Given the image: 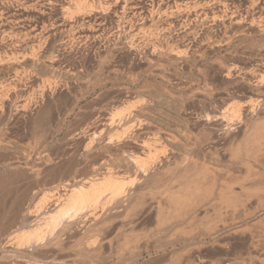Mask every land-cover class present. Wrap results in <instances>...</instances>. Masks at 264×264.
I'll use <instances>...</instances> for the list:
<instances>
[{"label": "rangeland", "instance_id": "obj_1", "mask_svg": "<svg viewBox=\"0 0 264 264\" xmlns=\"http://www.w3.org/2000/svg\"><path fill=\"white\" fill-rule=\"evenodd\" d=\"M166 1L0 0V264H264V0ZM136 3L160 10L139 31ZM110 171L129 200L199 180L210 195L159 228L152 184L144 206L98 209L102 231L82 215L55 254L46 241L18 252V209L52 210L68 182ZM124 238L136 242L121 258Z\"/></svg>", "mask_w": 264, "mask_h": 264}, {"label": "bare ground", "instance_id": "obj_2", "mask_svg": "<svg viewBox=\"0 0 264 264\" xmlns=\"http://www.w3.org/2000/svg\"><path fill=\"white\" fill-rule=\"evenodd\" d=\"M29 1V0H28ZM113 0H110V1H108L107 0V2H112ZM119 0H116V2H118ZM123 2L125 1V0H122ZM127 1V0H126ZM166 0H159V2H158V4H162V3H164ZM254 2V0H251V2ZM258 1V0H257ZM257 1H255V2H257ZM114 2H115V0H114ZM129 2V1H128ZM166 2H168V1H166ZM165 2V3H166ZM179 2V1H178ZM182 2H185V0H182ZM253 2H252V4L251 5H253ZM255 2H254V5H255ZM127 3V2H126ZM133 3V2H132ZM110 4V3H109ZM114 5H115V3H113ZM157 4V5H158ZM181 4H183V3H181ZM180 4V5H181ZM186 4V3H185ZM224 4V3H223ZM40 5V4H39ZM113 5V6H114ZM118 5H120V3H118ZM126 5V4H125ZM130 5V4H129ZM128 5V6H129ZM163 5V4H162ZM234 5V4H233ZM116 7V6H115ZM123 7H124V5H123ZM132 7L135 9V11L137 10V9H139V10H141V13L139 14V20H138V23L137 22H135L136 24H138L137 26V29H138V31L139 30H141V29H143L144 27L146 28V26H145V22H146V20L148 19V16H147V14H149L150 15V19H152L151 18V16H153V13L154 12H159L158 10H156V11H153V13L152 12H146V11H143L144 10V8L143 7H141L140 6V4L138 5L137 3L136 4H132ZM152 7H154V3H152ZM160 7V6H159ZM158 7V8H159ZM224 7V6H223ZM257 7V6H256ZM262 7V6H261ZM105 8V7H104ZM127 8L128 7H126V10H127ZM177 8V7H176ZM252 8V7H251ZM255 8V7H254ZM125 9V8H124ZM163 9V8H162ZM194 9V8H193ZM204 10V9H203ZM174 11V10H173ZM187 11V10H186ZM241 11V10H240ZM125 12V11H124ZM139 12V11H138ZM178 12V11H177ZM95 13V12H94ZM164 13V12H163ZM162 13V14H163ZM155 14V13H154ZM159 14V13H158ZM161 14V13H160ZM160 14H159V16H160ZM171 14V13H170ZM176 14V13H175ZM204 14H206V12L204 11ZM243 14V13H242ZM174 14H172L171 16H173ZM156 16V15H155ZM167 16V15H166ZM170 16V15H169ZM206 16H207V14H206ZM237 16V15H236ZM243 16V15H242ZM138 17V16H137ZM161 17V16H160ZM168 17V16H167ZM199 17V16H198ZM208 17V16H207ZM168 18H170V17H168ZM168 18H166L167 20V22H168ZM176 18V17H175ZM153 19H154V17H153ZM161 19V18H160ZM164 19V18H163ZM173 19V18H172ZM187 19V18H186ZM198 19V18H197ZM10 20V19H9ZM22 20V19H21ZM27 20V19H26ZM123 20V19H122ZM137 20V19H136ZM149 20V19H148ZM188 20V19H187ZM196 20V19H195ZM177 21V20H176ZM184 21V20H183ZM151 22V21H150ZM161 22V21H160ZM173 22V21H172ZM185 22H186V20L184 21V24H185ZM206 22V21H205ZM17 23V22H16ZM25 23V22H24ZM86 23V22H85ZM147 23H148V21H147ZM162 23H163V21H162ZM174 23L175 22H173V24L172 25H174ZM199 23V22H198ZM10 24V23H9ZM26 24V23H25ZM133 24V23H132ZM168 23H166V26L167 27H169V25L171 24L170 22H169V25H167ZM164 25V24H163ZM65 26V25H64ZM77 26V25H76ZM177 26V25H176ZM98 27H99V25H98ZM150 27V26H149ZM153 27V26H152ZM173 27V26H172ZM100 28V27H99ZM161 28H163V27H161ZM152 29H154V28H152ZM159 29V28H158ZM158 29L156 28V30L158 31ZM166 29V28H165ZM164 29V30H165ZM263 29V28H262ZM134 30V29H133ZM150 30H151V28H150ZM162 30V29H161ZM42 31V30H41ZM98 31V30H97ZM123 31V30H122ZM155 31V30H154ZM153 31V32H154ZM163 31V30H162ZM165 31H168L167 29L165 30ZM27 32V31H26ZM152 31L150 32V36L151 37H154L155 35L154 34H152L153 33ZM160 32V31H159ZM97 33V32H96ZM140 33V32H139ZM138 33V34H139ZM146 33V32H145ZM32 34V33H31ZM141 34V33H140ZM139 34V35H140ZM148 34V33H147ZM154 35V36H152V35ZM159 34V33H158ZM161 34V33H160ZM159 34V35H160ZM186 34V33H185ZM264 34V33H263ZM33 35V34H32ZM31 35V36H32ZM83 35V34H82ZM81 35V36H82ZM84 36H86V35H84ZM137 36V35H136ZM149 36V37H150ZM158 36V35H157ZM164 36V35H163ZM50 37V36H49ZM48 37V38H49ZM160 37V36H159ZM82 38V37H81ZM84 38V37H83ZM82 38V39H83ZM86 38H88V36L86 37ZM153 39H159L158 37L156 38V36H155V38H153ZM88 40V39H87ZM157 41V40H156ZM168 41V40H167ZM159 44V43H158ZM157 44V45H158ZM154 47V46H153ZM152 48V47H151ZM155 48V47H154ZM132 49V48H131ZM157 49V48H156ZM164 49V48H163ZM168 49V48H167ZM52 50V49H51ZM150 50V49H149ZM161 50V49H160ZM179 49H177V50H174V49H172V48H169L167 51L169 52V54L171 53V54H173V55H176V56H178L177 58H182V56L181 55H183V52L182 51H178ZM159 51V50H158ZM154 52V55H155V50L153 51ZM157 52V51H156ZM167 52V53H168ZM186 53V52H185ZM26 55V54H25ZM150 55V54H149ZM157 55V54H156ZM172 55V56H173ZM29 56V55H28ZM185 56V55H184ZM30 57V56H29ZM159 57V56H158ZM15 60H16V57L14 58ZM19 59V58H18ZM10 60V59H9ZM20 60V59H19ZM149 60V59H148ZM22 61V60H21ZM13 62V61H12ZM150 62V61H149ZM18 64V63H17ZM162 66V65H161ZM102 67V66H101ZM163 67H161V69H162ZM160 69V70H161ZM103 70V69H102ZM19 72V71H18ZM262 81V80H261ZM20 82V81H19ZM263 82V81H262ZM50 84V83H49ZM97 85V84H96ZM19 86V85H18ZM9 94V93H8ZM2 95V94H1ZM83 96V95H82ZM0 98H1V96H0ZM2 99V98H1ZM27 99V98H26ZM32 99V98H31ZM3 100V99H2ZM1 100V101H2ZM25 100V99H24ZM4 102V101H3ZM19 103V102H18ZM8 104V103H7ZM25 104H26V102H25ZM22 106V105H21ZM24 106H26V105H24ZM1 107V106H0ZM14 108V107H13ZM25 108V107H24ZM7 109V108H6ZM9 109V108H8ZM16 109V108H15ZM21 109H23V108H21ZM28 109V108H27ZM13 110V109H12ZM145 110V109H144ZM3 111V110H2ZM124 111V110H123ZM122 111V112H123ZM125 112V111H124ZM16 113V112H15ZM17 114V113H16ZM121 114V113H120ZM4 116V115H3ZM116 117V116H115ZM114 118V117H113ZM114 121V120H113ZM128 121V120H127ZM126 121V122H127ZM3 122V121H2ZM116 124V123H115ZM121 124H122V122H121ZM126 124H128V123H126ZM118 125V124H117ZM119 125H120V123H119ZM130 125V124H129ZM110 126V125H109ZM123 130V129H122ZM125 131V130H124ZM260 132V131H259ZM263 132V131H262ZM264 133V132H263ZM112 137H113V135H112ZM261 137V136H260ZM113 139H115V138H113ZM117 139V138H116ZM122 139V138H121ZM110 141H111V143H112V139L110 138ZM93 142V141H92ZM116 142V141H115ZM120 142V141H119ZM256 142V141H255ZM108 143H110V142H108ZM110 143V144H111ZM118 143V142H117ZM90 146V145H89ZM97 146V145H96ZM90 148V147H89ZM107 148V147H106ZM116 148V147H115ZM122 148V147H121ZM138 148V147H137ZM141 148V147H140ZM87 150V149H86ZM102 150V149H101ZM144 150V149H143ZM94 151V150H93ZM99 151V150H98ZM117 151V150H116ZM139 151H140V149H139ZM88 152V151H87ZM86 152V153H87ZM91 152V151H90ZM95 152V151H94ZM108 152V151H107ZM125 152V151H124ZM85 153V152H84ZM97 153V152H96ZM95 153V154H96ZM147 153V152H146ZM146 153L145 152H143L142 151V155H146ZM102 154V153H101ZM107 155V154H106ZM88 156H90V155H88ZM122 157V156H121ZM120 157V158H121ZM87 158V157H86ZM96 158V157H95ZM133 158V157H132ZM137 158V157H136ZM139 158H142L141 157V155H140V157H139V155H138V158L137 159H135L134 158V165H136V167H138L137 169L140 171V172H142L143 174H145V176H149V174H148V164H147V162H145L144 160L142 161V160H140ZM105 159V158H104ZM126 159V158H125ZM140 161H139V160ZM127 160V159H126ZM125 160V161H126ZM96 161V160H95ZM114 161V160H113ZM124 161V163L126 164V162ZM131 161V160H130ZM122 162V161H121ZM133 162V161H132ZM93 163V162H92ZM106 163V162H105ZM113 163V162H112ZM102 164H104V163H102ZM114 164V163H113ZM131 164V163H130ZM75 165V164H74ZM104 165H106V164H104ZM103 165V166H104ZM115 165V164H114ZM116 165H117V163H116ZM73 166V165H72ZM95 166V165H94ZM118 166V165H117ZM78 167V166H77ZM109 167V166H108ZM120 167V166H119ZM124 167V166H123ZM133 167H135V166H133ZM91 168V167H90ZM106 168V167H105ZM116 168V167H115ZM81 169V168H80ZM108 169V168H107ZM122 169V168H121ZM158 169V168H157ZM162 169V168H161ZM129 170V169H128ZM165 170V169H164ZM87 171V170H86ZM137 171V170H136ZM163 171V170H162ZM65 172V171H64ZM137 173V172H136ZM135 173V174H136ZM151 173V172H150ZM158 173V172H157ZM163 173V172H162ZM69 174V173H68ZM84 174V173H83ZM141 174V173H140ZM82 175V174H81ZM102 175V174H101ZM117 174L115 173V175L113 174V173H111V171L110 172H108V173H106V174H104V175H102L101 177H98V176H94V177H89V178H87V179H84L83 177V180L82 179H80V180H74L75 182H72V183H70V182H68L64 187L66 188V190L64 191L65 193H64V195H61V196H59L58 198H56V204H54V208L52 209V210H48V211H44V212H42V209L41 208H44L43 207V203L42 202H38L37 204L39 205V208H38V205L36 206V205H34L35 207H36V209L38 208L39 210L41 209V212H37L38 211V209L36 210V212H37V214H36V212H35V214L33 213V211L31 210L30 211V209H28L27 207H30V208H32L31 206H27L26 207V209H25V205H24V209H18L17 210V214L19 215V217H21L22 219H23V221L24 222H26L27 223V225H25V227L23 228V229H20V230H17V234H15V237H14V239L13 240H16L15 242L16 243H13V244H15L16 246H17V249H18V252L19 251H21L22 252V250L21 249H30V248H33V249H31L30 250V252H32V250H34V248L35 247H37L38 248V246H41V244L43 243V242H45L46 241V244L47 245H49V248L51 249V248H53V249H55V251H56V249H58V248H60L61 247V245L63 244V242L64 241H62V239H61V237L63 236L62 234L64 233V235H65V232H67V231H69V228L72 226H74V222L77 220V218H78V220L80 219V217L82 216V217H85L86 219H87V217L89 216V217H92L93 219L94 218H96L95 220H96V222H97V224L96 223H94V225L95 226H97L98 225V222H100L99 223V230H101L102 231V226L101 225H103V223H101V221H99L98 220V218H99V216L102 218V212L100 213V215H99V211H98V209H102V208H104L103 206H105V205H108V204H112V206H113V204H114V206H115V209H114V207H113V209H114V211H115V213L114 214H116V209L117 210H121L123 207H124V209H123V211L125 210V212H126V210H128V211H130L131 209H133V208H135L136 206H139V205H142L143 203H144V200H145V192H147V191H145L144 192V190H146V187H148V188H150V186L153 184H149L148 185V182H147V184L145 183L146 182V180H147V177L145 178L146 180H144V183L142 184V186L143 185H148V186H146L145 188H144V186L142 187V188H144L143 189V191L142 192H144V194L142 193V192H140V194L139 193H137V190H138V192L139 191H141L140 190V188H138L137 190H135V192H136V194L137 195H135V192H134V194L133 195H135V199H133V197H131V195H132V193H131V195L129 196V198H130V200L127 198V196H125L124 194L126 193V184L124 183V180L122 179V177H119V176H116ZM138 175V174H137ZM155 175V174H154ZM158 175H159V173H158ZM157 175V176H158ZM187 175V174H186ZM68 176V175H67ZM139 176V175H138ZM138 176H136L135 175V177H138ZM65 177V176H64ZM144 177V176H143ZM151 177V176H150ZM154 177V176H153ZM198 177V176H197ZM202 177V176H201ZM201 177H200V179H201ZM8 178V177H7ZM10 178V177H9ZM142 178V177H141ZM187 179H189V177H186ZM2 179V178H1ZM69 179V178H68ZM75 179V178H74ZM148 179H149V177H148ZM154 179V178H153ZM158 179V178H157ZM191 179H193L192 178V176H191ZM55 180V179H54ZM63 180V179H62ZM184 180V179H183ZM186 180V179H185ZM42 181V180H41ZM56 181V180H55ZM147 181H150V180H147ZM195 181V180H194ZM200 181V180H199ZM199 181H195L196 182V184L193 182V180H192V183H194L195 185H196V187H195V185H189L188 187H186L185 189L184 188H182L179 192H176V190H175V192H173V193H171L170 191H165V190H163L162 192H164V193H162V194H159V197L160 198H156V199H158V201H155V196H158V195H156V194H158V193H160V191L162 190L161 188V190H159L158 191V188L156 189V191H158V192H153L155 189V184H153V186H151L152 188L150 189V190H152L151 192H152V194L151 195H153L154 194V197H153V199H154V201H155V204L154 205H152V207H151V210L150 211H155V214H156V218H157V224H158V227L159 228H161V227H163V226H166V227H168V226H170L171 227V225L173 224L174 225V219L175 218H177L178 217V219H179V217H181L180 216V214L181 213H183V214H186L187 212H189V209H190V206H192V208H193V205H194V203L193 202H195L196 201V198L200 195V197H201V192H202V190L204 189V187H203V189L202 190H200L199 188H201V185L200 186H198L197 187V184H199ZM10 182V181H9ZM57 182V181H56ZM134 182V181H133ZM143 182V181H142ZM188 182H190L189 184H191V180L190 181H188ZM12 183V182H11ZM151 183V182H150ZM155 183V182H154ZM140 184H141V181H140ZM139 184V185H140ZM186 184V183H185ZM188 184V183H187ZM3 185H4V183H3ZM7 185V184H6ZM12 185V184H11ZM18 186H19V184H17ZM21 185V184H20ZM2 186V185H1ZM31 186V185H30ZM34 186H35V184H34ZM58 186V185H57ZM171 186H172V184H171ZM171 186H170V189H171ZM3 187V186H2ZM14 187V186H13ZM38 187V186H37ZM139 187V186H138ZM4 188H6V187H4ZM3 188V189H4ZM8 188V187H7ZM61 188V187H60ZM141 188V189H142ZM166 188H169V186L168 187H166ZM14 189V188H13ZM31 189V188H30ZM33 189H34V187H33ZM55 189V188H54ZM57 189V188H56ZM165 189V188H164ZM206 189V188H205ZM207 190H208V188H207ZM13 191V190H12ZM14 191H16V190H14ZM19 191V190H18ZM201 191V192H200ZM8 193V192H7ZM148 193V192H147ZM146 193V194H147ZM199 195H198V194ZM205 193H209L208 191H206V190H203V193H202V195L204 194L205 195ZM28 194H29V192H28ZM36 194V193H35ZM58 194V193H57ZM148 195V194H147ZM198 195V196H197ZM208 195H210V194H208ZM5 196H7V195H5ZM29 196V195H28ZM36 196H38V194H36ZM126 197V198H123V197ZM137 196V197H136ZM139 196V197H138ZM197 196V197H196ZM15 197V196H14ZM41 197V196H40ZM57 197V196H56ZM203 197V196H202ZM206 197V196H205ZM10 198V197H9ZM122 198L125 200V201H127L128 202V200H129V205H126V202L125 201H123L122 200ZM152 198V197H151ZM150 198V199H151ZM230 198V197H229ZM21 199V198H20ZM23 199V198H22ZM36 199H37V197H36ZM201 199H203V198H201ZM11 200V199H10ZM16 200H17V198H16ZM16 200H14L15 202H17L18 203V201H19V199L16 201ZM24 200V199H23ZM27 200V199H26ZM41 200V199H40ZM43 200V199H42ZM152 200V199H151ZM199 200V199H198ZM197 200V201H198ZM206 200V199H205ZM228 200V199H227ZM46 200L44 199L43 200V202H45ZM204 201V200H203ZM13 201H11V203H12ZM14 202V203H15ZM125 202V203H124ZM202 202V201H201ZM22 203H23V201H22ZM26 203V202H25ZM30 203H32V202H30ZM42 203V204H41ZM47 203V202H46ZM145 203H146V200H145ZM143 204V206L144 205H146V204ZM150 203H153V201L152 202H150ZM198 203V202H197ZM20 204H21V201H20ZM20 204H18V205H20ZM126 205V207H125V205ZM193 204V205H192ZM201 204V203H200ZM14 205V204H13ZM16 205V204H15ZM17 205V206H18ZM23 205V204H22ZM42 205V206H41ZM196 205V204H195ZM11 206H12V204H11ZM11 206H10V208H11ZM41 206V207H40ZM128 206V207H127ZM198 206V205H197ZM3 207V206H2ZM7 207V206H6ZM13 207H15V206H13ZM22 206H20V208H21ZM49 207V206H48ZM140 207V206H139ZM201 207H203V206H201ZM18 208V207H17ZM23 208V207H22ZM35 209V208H34ZM108 209V208H107ZM106 209V210H107ZM183 209H186V210H183ZM194 209H196V208H194ZM193 209V210H194ZM4 210V209H3ZM3 210H2V213H4L3 212ZM6 210V209H5ZM10 210V209H9ZM103 210V209H102ZM110 211H111V209H109ZM7 211V210H6ZM105 211V210H104ZM108 211V210H107ZM132 211V210H131ZM187 211V212H186ZM10 212V211H9ZM122 212V211H121ZM191 212H192V209H191ZM7 213V212H6ZM107 213V212H106ZM118 213H120V212H118ZM149 213H152V212H149ZM16 214V215H17ZM128 214H129V212H128ZM182 214V215H183ZM124 215V214H123ZM80 216V217H79ZM119 216V215H118ZM8 217V216H7ZM104 217V216H103ZM188 217V216H187ZM84 218V219H85ZM101 218H99V219H101ZM106 218V217H105ZM81 219H83V218H81ZM80 219V220H81ZM92 219V220H93ZM124 219V218H123ZM185 219V218H184ZM77 220V222H79ZM91 220V221H92ZM121 220V219H120ZM90 221V220H89ZM125 221V220H124ZM181 221H183V220H181ZM180 221V222H181ZM11 222V221H10ZM15 222V221H14ZM80 222H82V221H80ZM111 222H113V221H111ZM127 222V221H126ZM178 222V221H177ZM188 222V221H187ZM7 223V222H6ZM25 223V224H26ZM83 223H85V222H83ZM86 223H87V221H86ZM107 223V222H106ZM9 224V223H8ZM73 224V225H72ZM79 224H81V223H79ZM101 224V225H100ZM175 224H176V220H175ZM20 225V224H19ZM76 225H78V224H76ZM84 225V224H83ZM91 225V224H90ZM104 225H105V223H104ZM103 225V226H104ZM108 225V224H107ZM112 225V224H111ZM172 225V226H173ZM86 226V225H85ZM101 226V227H100ZM121 226H122V224H121ZM23 227V226H22ZM72 227H71V229L70 230H72ZM75 227V226H74ZM93 227V226H92ZM107 227V226H106ZM105 227V228H106ZM170 227H168V228H170ZM175 227V226H174ZM173 227V228H174ZM80 228H81V226H80ZM86 228V227H85ZM124 228H125V225H124ZM172 228V229H173ZM87 229V228H86ZM98 230V226H97V228L95 227V230ZM107 229V228H106ZM105 229V230H106ZM119 229V228H118ZM171 229V228H170ZM88 230V229H87ZM89 230H90V228H89ZM93 230H94V228H93ZM104 230V231H105ZM159 230V229H158ZM100 231V232H101ZM70 232V231H69ZM82 232H84V231H82ZM98 232V231H97ZM125 232V231H124ZM176 232V231H175ZM7 233V232H6ZM76 233V232H75ZM78 233V232H77ZM94 233H96L95 231H94ZM104 233V232H103ZM120 233V232H119ZM128 233V232H127ZM89 234H90V232H89ZM101 234V233H100ZM70 235V234H69ZM93 235H96V234H93ZM127 235V234H126ZM128 235H129V233H128ZM11 237H12V235H10ZM10 236H8L7 237V239H5V240H7L5 243H3V242H1V243H3V246H2V244H1V246L3 247V248H8V247H11V242H13V241H11L12 239H10L9 237ZM72 236V235H71ZM91 238H92V232H91ZM101 237V236H100ZM138 237V236H137ZM140 237V236H139ZM99 238V237H98ZM72 239V238H71ZM78 239V238H77ZM84 239V238H83ZM88 239H89V237H88ZM94 239V238H93ZM131 239V238H130ZM137 239H139V238H137ZM137 239H135V240H137ZM4 240V241H5ZM62 242H61V241ZM64 240V239H63ZM73 240V239H72ZM91 240V239H90ZM102 240V239H101ZM105 240V239H104ZM124 240H125V243H124V245L123 246H120V247H122V249H120L119 250V253H120V255H119V253H118V255L119 256H121V258H122V255L124 254V251H127L126 249H128L129 248V245H130V243H131V245L130 246H132L133 244V242L135 243L136 241H134V239L132 240L131 239V241H133V242H131L130 240H126L125 238H124ZM81 241V240H80ZM89 241V240H88ZM108 241H109V239H108ZM113 241V239L111 240V242ZM60 242H61V244H60ZM79 242V241H78ZM77 242V243H78ZM82 242V241H81ZM81 242H79L78 243V245L77 246H79V244H80V246L82 245V248H83V244H81ZM84 242H86V241H84ZM103 242H105V241H103ZM123 242V241H122ZM121 242V243H122ZM70 243V242H69ZM83 243V242H82ZM87 243V242H86ZM85 243V244H86ZM92 243V240H91V242H90V244ZM97 243V242H96ZM45 244V243H44ZM89 244V243H88ZM102 244V243H101ZM119 244V243H118ZM68 245V244H67ZM95 245V244H94ZM85 246L86 245H84V248H85ZM87 246H89V245H87ZM116 246H117V244H116ZM119 246V245H118ZM1 247V248H2ZM44 247H45V245H44ZM47 247V246H46ZM45 247V248H46ZM92 247V246H91ZM90 247V248H91ZM97 247V246H96ZM96 247H94V249L93 248H91V251H92V249H93V251L94 250H96L97 251V249H95ZM40 248V247H39ZM42 249H43V247H41ZM48 248V247H47ZM48 248V249H49ZM65 248V247H64ZM67 248V247H66ZM70 248H71V246H70ZM88 248V247H87ZM86 248V249H87ZM103 248V247H102ZM117 248V247H116ZM131 248V247H130ZM53 249H51V250H53ZM86 249H85V251H86ZM101 249V248H100ZM118 249V248H117ZM3 250V249H2ZM10 250V249H9ZM35 250H36V248H35ZM60 250H62V249H60ZM81 250V249H80ZM16 251V250H15ZM14 251V252H15ZM24 251H26L27 252V250H24ZM29 251V250H28ZM50 251V250H49ZM67 251H68V249H67ZM70 251V250H69ZM90 251V250H89ZM90 251V253H86V252H88V251H86L85 253H86V255H85V253H84V251L83 252H81L82 254L84 253V257L86 256H88V257H90L89 255H91L92 256V252ZM47 252V251H46ZM76 252V251H75ZM100 252V251H99ZM111 252H113V251H111ZM118 252V251H117ZM25 253V252H24ZM38 253V252H37ZM53 253H54V250H53ZM59 253V252H58ZM73 253V252H72ZM78 253H79V251H78ZM77 253V254H78ZM95 253V251L93 252V254ZM97 253V252H96ZM25 254H27V253H25ZM29 254V253H28ZM55 254V253H54ZM75 254V253H74ZM116 254V253H115ZM12 255V254H11ZM32 255V254H31ZM37 255V254H36ZM41 255V254H40ZM60 255V254H59ZM63 255V254H62ZM96 255V254H95ZM4 256V255H3ZM43 256V255H42ZM113 256V255H112ZM17 257V256H16ZM30 257V256H29ZM95 256H93L92 258H94ZM99 257V256H98ZM106 257H107V255H106ZM124 257V256H123ZM134 257V256H133ZM8 258V257H7ZM6 258V259H7ZM14 258V257H13ZM12 258V259H13ZM18 258V257H17ZM38 258V257H37ZM42 258V257H41ZM40 258V259H41ZM44 258V257H43ZM53 258V257H52ZM78 258V257H77ZM90 259V260H93V259ZM119 258V257H118ZM138 258V257H137ZM2 259V258H1ZM34 259H35V257H34ZM39 259V258H38ZM54 259H55V257H54ZM94 259H96V258H94ZM101 259H103V257L101 258ZM120 259V258H119ZM130 259V258H129ZM4 260V259H3ZM9 260H10V258H9ZM37 260V259H36ZM49 260V259H48ZM122 260V259H121ZM124 260V259H123ZM2 261V260H1ZM4 261H6V260H4ZM11 261V260H10ZM35 261V260H34ZM44 261V260H43ZM56 261V260H55ZM58 261V260H57ZM93 261H95V260H93ZM93 261H91V262H93ZM98 261V260H97ZM99 261H101V260H99ZM261 261V260H260ZM263 261V260H262ZM54 262V261H53ZM121 262V261H120ZM125 262V261H124ZM17 263V262H16ZM26 263V262H25ZM100 263V262H99ZM118 263V262H117ZM129 263V262H128ZM6 264V263H5ZM8 264V263H7ZM12 264H13V262H12ZM98 264V263H97ZM127 264V263H126Z\"/></svg>", "mask_w": 264, "mask_h": 264}]
</instances>
